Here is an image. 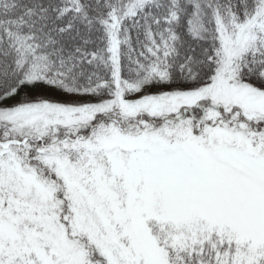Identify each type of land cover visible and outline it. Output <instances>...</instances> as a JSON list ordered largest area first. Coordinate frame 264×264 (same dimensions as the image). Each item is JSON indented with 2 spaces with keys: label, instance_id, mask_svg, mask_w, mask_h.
<instances>
[{
  "label": "snow or ice",
  "instance_id": "6c2138e0",
  "mask_svg": "<svg viewBox=\"0 0 264 264\" xmlns=\"http://www.w3.org/2000/svg\"><path fill=\"white\" fill-rule=\"evenodd\" d=\"M0 264H264V0H0Z\"/></svg>",
  "mask_w": 264,
  "mask_h": 264
}]
</instances>
